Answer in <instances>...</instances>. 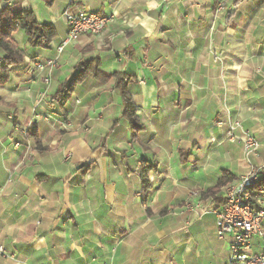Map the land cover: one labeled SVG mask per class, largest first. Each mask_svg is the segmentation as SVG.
<instances>
[{
  "label": "crops",
  "instance_id": "obj_1",
  "mask_svg": "<svg viewBox=\"0 0 264 264\" xmlns=\"http://www.w3.org/2000/svg\"><path fill=\"white\" fill-rule=\"evenodd\" d=\"M220 1L0 0V11H31L56 29L45 47L11 34L24 59L0 85V264L228 260L231 235L216 226L222 188L205 193L223 172L232 182L254 168L255 201L264 199V0H223L216 19ZM77 10L111 19L58 53L65 13ZM95 57L107 73L134 76L135 137L114 79L88 75L64 104L55 99ZM46 59L56 65L33 68ZM233 119L254 133L255 154L225 137ZM261 246L253 238L251 251Z\"/></svg>",
  "mask_w": 264,
  "mask_h": 264
},
{
  "label": "built area",
  "instance_id": "obj_2",
  "mask_svg": "<svg viewBox=\"0 0 264 264\" xmlns=\"http://www.w3.org/2000/svg\"><path fill=\"white\" fill-rule=\"evenodd\" d=\"M111 16L100 15L95 12L82 10L68 11L64 20L67 25L66 37L57 45L60 53L66 46L77 42L81 35H101ZM56 65V59H46L34 62L33 68L44 69ZM49 79L46 78V81ZM219 125L222 122H218ZM239 121L232 120L225 133L228 139H239L243 143L244 150L255 154L258 141L249 131H242L236 135ZM259 176L254 168H249L244 174L222 187L221 202L217 211V235L219 238L230 234V254L224 264H264V229L262 219L264 217V199L255 201L253 186L258 183ZM262 243L259 252H252L253 238ZM4 249L0 246V254Z\"/></svg>",
  "mask_w": 264,
  "mask_h": 264
},
{
  "label": "trees",
  "instance_id": "obj_3",
  "mask_svg": "<svg viewBox=\"0 0 264 264\" xmlns=\"http://www.w3.org/2000/svg\"><path fill=\"white\" fill-rule=\"evenodd\" d=\"M21 29L29 37L28 43L32 47H45L51 39L56 35V29L52 24L40 23L31 11H14L9 6H4L0 11V49L4 52V57L0 63V85L5 83L10 75L11 68L21 63L24 59V51L14 44L11 34ZM99 59L95 57L78 64V70L74 76L66 82H63L57 92L55 99L59 104H64L71 96L73 88L84 81L88 75H92L101 82H107L114 79V88L120 93L122 98L123 110L122 117L126 119L132 130V136H136V132L142 128L136 116V107L127 91V85L135 81L133 75L123 72L107 73L100 69ZM34 137L36 149H41L35 129L30 132ZM151 165L142 168L141 175L144 189L147 187L146 173L151 169ZM232 178L228 173L223 172L217 180L215 186L209 188L205 195L214 194L226 184L231 182ZM261 181L253 186V189L261 188Z\"/></svg>",
  "mask_w": 264,
  "mask_h": 264
},
{
  "label": "rangeland",
  "instance_id": "obj_4",
  "mask_svg": "<svg viewBox=\"0 0 264 264\" xmlns=\"http://www.w3.org/2000/svg\"><path fill=\"white\" fill-rule=\"evenodd\" d=\"M225 7H226V4H225V2L222 0V1H220V2H218V4L216 5V9H215V11H214V16H215V18L217 19V17L218 16H220V14L221 13H223L224 11H225ZM234 120H237V121H239V129L240 128H244L243 129V132L245 131V127L242 125V120L241 119H234ZM251 132V131H250ZM253 135H254V133L253 132H251ZM257 139V138H256ZM241 142V141H240ZM242 143V142H241ZM242 145H243V143H242ZM243 149H244V147H243ZM246 152V151H245Z\"/></svg>",
  "mask_w": 264,
  "mask_h": 264
}]
</instances>
